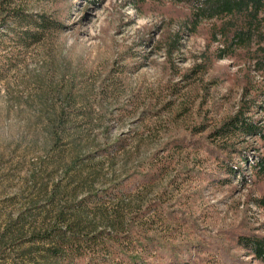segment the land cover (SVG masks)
Masks as SVG:
<instances>
[{
    "label": "rangeland",
    "instance_id": "obj_1",
    "mask_svg": "<svg viewBox=\"0 0 264 264\" xmlns=\"http://www.w3.org/2000/svg\"><path fill=\"white\" fill-rule=\"evenodd\" d=\"M11 7L62 28L18 52L0 45V61L19 59L0 79V236L8 229L0 264H30L31 234L63 205L48 192L66 185L72 162L74 182L62 188L67 203L165 160L167 173L139 194L147 206L166 201L157 210L163 216L150 212L142 220L149 237L195 257V264H258L237 240L264 237V205L257 204L264 181L235 155L230 161L240 176H224L225 156L207 137L255 97L248 89L260 80L242 56L216 60L210 24L189 30L187 8L166 1L23 0ZM174 36L180 44L169 52ZM71 81L73 114L64 136L52 139L48 111L65 103L47 88L62 87L64 94ZM251 115L263 124L262 114ZM245 141L230 142L251 162L264 156V144ZM172 144L184 148L172 151Z\"/></svg>",
    "mask_w": 264,
    "mask_h": 264
},
{
    "label": "trees",
    "instance_id": "obj_2",
    "mask_svg": "<svg viewBox=\"0 0 264 264\" xmlns=\"http://www.w3.org/2000/svg\"><path fill=\"white\" fill-rule=\"evenodd\" d=\"M21 1L23 0H2L0 4V45L13 46L17 52L44 41L48 35L62 28L59 22L48 16L32 15L20 8L11 7V4ZM157 1L185 6L189 11L186 27L191 31L202 23L210 24L209 42L218 46L213 53L216 60L239 54L247 63L249 73L260 80L257 88L248 89L254 92L255 97L251 101L243 102L233 117L210 131L207 137L213 144H218L214 146L225 156L220 160V172L224 176H240L239 169L236 165H231L230 161V156L235 155L242 164H248L257 179L264 181V156L259 155L251 162L243 151L236 149L230 142L237 140L235 144L238 146L246 142L245 138H254L264 144V119L263 124L259 125L251 118V114H262L264 118V0ZM136 6V3L132 4L135 11ZM179 44L178 37L174 36L165 47L172 52ZM18 60L0 61V79L16 66ZM73 86L72 83L64 94L62 87L47 88L48 96H62L60 99L65 103V106H61L57 111H48L46 123L52 139L64 136L73 114ZM183 148L184 145L180 144H172L170 147L172 151H180ZM170 162L165 160L164 163H154L155 165L151 166L149 164L145 172L133 173L104 190H85L83 197L71 199L67 203L68 198L65 199L63 189H66L67 184H73L74 177L69 174L78 167L76 161L72 162L71 167H67L68 170L64 173L66 185L61 187L54 184L48 192L51 202L58 197L63 205L52 214L49 225L31 234V246L25 251L28 262L153 264L150 260L156 253V264H195V257L191 258L184 251L178 252L177 247L168 245L161 238L149 237L151 228L142 221L150 212L158 218L163 216L157 210L165 204V200L147 206L141 201L139 194L142 190L149 191L167 173ZM77 183L85 186L87 181L80 178ZM43 188L46 189V185ZM75 190L72 189V192ZM257 204L264 205V201H258ZM144 206H147L145 211ZM7 230L0 236V246ZM237 242L258 264H264V237H239Z\"/></svg>",
    "mask_w": 264,
    "mask_h": 264
}]
</instances>
